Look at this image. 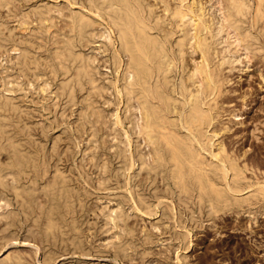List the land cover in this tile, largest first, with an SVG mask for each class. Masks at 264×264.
<instances>
[{
    "label": "bare ground",
    "instance_id": "obj_1",
    "mask_svg": "<svg viewBox=\"0 0 264 264\" xmlns=\"http://www.w3.org/2000/svg\"><path fill=\"white\" fill-rule=\"evenodd\" d=\"M66 2L0 0L1 242L7 244L16 237V230L10 228L23 214L25 220L32 219L33 236L53 248L58 240L66 239L75 249L84 245L78 224L83 200L57 162L50 163L63 151L60 136L56 135L47 149L45 142L33 134L29 121L34 106L24 103L25 93L21 92L31 87L38 91L34 103H40L41 107H35L39 111L55 109L64 98L73 106L79 98L76 128L86 130L87 147L94 146L86 153L101 171L97 178L100 185L106 188L110 179L108 161H95L97 132L106 126L112 130L108 143L113 148L112 156L122 160L125 190L129 183L126 178L136 165L138 170H146L145 181L151 187L156 178L162 182V186L153 188V201L141 193V183L135 187V182H130L126 197L135 212L155 215L163 198H169L162 207L168 209L173 227L188 229V220L204 217L211 221L227 211L245 213L250 222L255 220L264 209V168L246 158L247 148L237 150L225 138L228 134L233 141V126L243 121L231 118L240 113L238 108L226 105L234 100L230 98L233 94L239 97L241 108L250 93L233 84L236 79L230 73L234 68L245 69L248 80L253 60L256 75L264 82V0ZM89 47L99 52L110 49V55H101L100 64L112 66L109 85L98 80L100 65L94 62L96 51H86ZM109 88L116 105L105 113L96 104V97L112 102L104 95ZM48 99L50 103L45 104ZM121 102L130 132L123 128L124 118L118 110ZM263 106L260 103L258 108ZM225 115L230 117L223 120ZM41 124L46 133L47 127ZM113 209L103 212L107 216L105 224L131 233L126 223L129 214L121 208L111 216ZM190 235L186 231L182 236L184 249L190 245ZM151 238L149 232L144 234V239ZM173 240L181 241L179 236ZM179 245L174 247L175 258ZM130 247V242H118L115 251L122 249L128 255ZM23 259L10 251L0 264H26ZM159 263L166 264L162 260Z\"/></svg>",
    "mask_w": 264,
    "mask_h": 264
},
{
    "label": "rangeland",
    "instance_id": "obj_2",
    "mask_svg": "<svg viewBox=\"0 0 264 264\" xmlns=\"http://www.w3.org/2000/svg\"><path fill=\"white\" fill-rule=\"evenodd\" d=\"M48 1L54 2L57 5L67 4L66 0ZM2 10H4V8H1V13L3 12ZM99 38L102 39V37H98L97 39ZM98 42L99 41L93 45L98 44ZM108 49L105 52H99L97 50H92L89 47L88 49L86 48V51L92 50V53L93 51H96L97 60H94V62L100 65L102 63V56L108 55V53L110 55L111 51L109 49V52H107ZM250 64L252 65L249 66V70L254 73L252 72L248 80L246 79L245 69L240 70V68H234L236 70L233 69L230 73L231 76L236 79V82L233 84L237 87H242V89H249L250 93L247 95L246 105L241 108H239L241 104L239 97H235L233 94L232 96L234 97H230L234 99L232 100L233 104L230 102L226 107L233 109L238 108L237 110L240 113V115L236 117L231 116V118L243 121L242 123L239 122L233 126V131H235V139L233 141L235 142L230 140L228 134L225 138L227 141H230V144L232 142L231 145L237 150L242 147L245 149L247 148L245 155L246 158L249 161H255V163L258 162L257 164L264 168V146H262V142H264V106L262 109L258 108L260 103L264 104V82L258 75H256L257 70L255 69V65L257 64L254 63V65L253 60ZM239 65L242 66L241 64ZM261 66L263 67V65ZM99 67V72L96 73V75H98V80L105 85H109L108 78L113 75L111 69L112 66L109 67L108 65L107 67H104L103 65H100ZM105 71H107V73ZM246 82L249 84L247 85ZM31 89L29 91L24 90L21 92L25 93L23 96L24 103L29 106H34V108L31 109L32 111H30L31 118L33 117L32 119L34 121L32 119L31 122L29 121L33 134L38 138L40 137V139L45 142V147L47 149L51 147L53 138L56 135L60 136L59 147L61 146L60 148L63 149V151L60 153V158L57 159V157H55L54 160H50V163L53 164L54 162H57L58 166L64 170L67 176H69L70 182H72L74 187L79 190L80 197L83 200L84 209L78 215V224L84 245L82 248L75 249L68 239H66V241L58 240L56 246L53 248L51 244L45 243L33 236L35 235V230L32 227V219L29 217L25 220L24 215L20 214V221L17 222V225L15 226L16 228L14 226L10 228V230H16V237L13 238L12 241L10 240L7 244L2 243L0 240V259L11 251L19 253L21 257L24 258L23 260L26 264H160L159 261L161 260L166 264H264V250L261 251L262 246H264V209L263 212L259 214L261 216L258 215V220L256 218L255 220H251L252 222L248 220L245 213H239L238 215L236 213L234 214V212L227 211L228 213L224 212L225 214L221 212L218 217H213L211 221H207L206 219L203 220L204 217H201V219L198 218V220H195L196 218H193L194 220H188L186 222L189 226L188 229L181 228L178 225L176 227L171 226L172 220L170 219L169 211L166 207H162L164 203L169 202V198H163V203L158 206L155 215L146 212H141L140 214L139 212H135L131 209V199L126 197L127 194L129 195L127 189L130 188V182L132 184L135 182V187H138L141 183L140 186L143 187L141 193L149 201H153L152 191L154 186H162V182L156 178L151 187L147 184V181H145L146 170H138L136 165V167L134 166L135 170L134 168L131 169L132 171L129 170V172H131L126 178L129 183L126 185L127 189L125 190V179L124 175L121 173L122 169L120 167L122 165V160L118 157L112 156L113 148L108 147L110 140H112V130L110 131L109 126H106L100 132H97L98 137L96 143H98V146L95 151V161L98 162L99 158L108 161L109 173L107 176L109 175L110 179L108 181L106 180V188L103 185H100L97 178L101 175V171L99 167L89 160V153H86V151L94 149V146L88 148L87 146L89 143L85 138L88 136L87 131L78 130L76 128V122L79 121V119H76L78 117L77 108L80 105L79 98H76L73 106L71 103H69V106L67 102H64V98L62 103L57 105L55 109L52 108L53 110L51 109L48 111V109L40 108L41 110L39 111V109H36L35 107H39L40 103H34V100L38 99V91ZM259 91L260 95L258 93ZM21 92H18L17 94H20ZM106 94L104 95L109 98L111 97L110 99H112V102H103V98L97 96L96 104L106 110L105 113H109L116 105V102H114L116 100L111 88L108 89ZM47 102L50 103L49 99L45 101V104ZM123 106L124 105L121 102L118 110H120L119 114L121 113V117L124 118V111L122 110ZM62 111H65L67 116L66 114L62 115ZM73 112L74 115H72ZM69 114L70 116H68ZM226 116L227 115H225V117L223 116V120H227V118L230 117ZM123 120V128L125 127V129L130 132L129 122L126 118ZM35 121L37 122V125ZM38 123L40 124L38 125ZM41 123L47 127L46 133L42 132ZM251 130L255 133H252ZM253 134L258 136L256 137ZM73 138L76 140L74 141ZM103 138L106 139L105 142L103 141ZM92 144H94V142ZM135 144H138V142L136 141ZM120 145L123 144L120 143ZM99 146L101 149H99ZM140 146H142V144ZM78 148L80 150H77ZM116 169H118V172L115 171ZM6 192L11 196L9 190ZM39 194H41V192H39ZM134 199H136V197ZM13 202L14 201H12V203ZM112 206L114 209L111 211V216H114L115 210L118 211L121 208L125 213L129 214L126 217V223L127 226L129 225L132 229L131 233H128L126 230H119V227L115 225L109 228L108 225H110V223H108V225L105 224L107 216L104 215L103 212H107L109 207L111 208ZM11 208H14V204H12ZM176 219H178V216ZM114 220L116 221L117 219L115 218ZM3 221V219H0L1 226L3 225ZM162 221H166L167 224L162 225ZM117 223L121 224L122 221L117 220ZM251 224L252 228L248 229ZM186 231L191 232L189 237L191 240L189 247L184 249L183 247L186 244V241L182 236ZM147 232L152 235L151 239H144V234ZM113 234L115 238L113 237ZM118 235H121L120 239ZM176 236L180 237L181 243L173 240ZM170 237L172 241L168 239ZM118 242H124V244L130 242L132 244V248H128V255H126L122 249H117V251H115ZM259 243L261 245H259ZM177 244L180 245L177 250L178 257L175 258L176 251H174V247ZM122 246L124 245L122 244ZM179 259L182 261L180 262Z\"/></svg>",
    "mask_w": 264,
    "mask_h": 264
}]
</instances>
